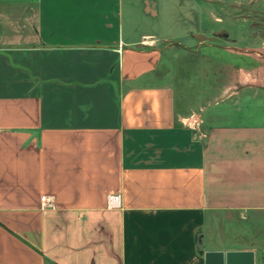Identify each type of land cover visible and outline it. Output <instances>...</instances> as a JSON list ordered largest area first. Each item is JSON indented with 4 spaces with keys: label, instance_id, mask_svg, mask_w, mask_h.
I'll return each instance as SVG.
<instances>
[{
    "label": "crops",
    "instance_id": "crops-1",
    "mask_svg": "<svg viewBox=\"0 0 264 264\" xmlns=\"http://www.w3.org/2000/svg\"><path fill=\"white\" fill-rule=\"evenodd\" d=\"M171 3L0 0V264H264V119L178 106L164 42L206 39Z\"/></svg>",
    "mask_w": 264,
    "mask_h": 264
},
{
    "label": "rangeland",
    "instance_id": "rangeland-1",
    "mask_svg": "<svg viewBox=\"0 0 264 264\" xmlns=\"http://www.w3.org/2000/svg\"><path fill=\"white\" fill-rule=\"evenodd\" d=\"M184 1L180 6L179 0H173L172 13L175 15L180 9L188 10L190 3H195L206 43L198 44L197 39L192 37L181 38L182 44L191 45L188 47L181 45L178 39L164 42L166 46H179L180 50L185 51L184 56H173L171 61L170 52H166H169L166 59L171 63L172 74L176 76L173 81L178 106L219 102L227 97L224 95L225 89L237 87L242 89L236 95L235 100L240 107L232 113L235 115L214 119L262 121L264 113L259 111L262 107L257 102H260V97L264 99V0ZM172 33H175L174 30L164 29L165 35ZM177 49L174 48V52ZM190 50L194 52L190 53ZM242 69L250 72L253 79L241 80ZM248 95L253 97L250 104L244 102ZM228 105L222 101L220 106L208 104L204 109L205 115L210 117L216 110L231 109ZM206 233V245L218 244L222 239L219 235L213 237Z\"/></svg>",
    "mask_w": 264,
    "mask_h": 264
},
{
    "label": "water",
    "instance_id": "water-1",
    "mask_svg": "<svg viewBox=\"0 0 264 264\" xmlns=\"http://www.w3.org/2000/svg\"><path fill=\"white\" fill-rule=\"evenodd\" d=\"M206 264H255L253 250L207 251Z\"/></svg>",
    "mask_w": 264,
    "mask_h": 264
},
{
    "label": "built area",
    "instance_id": "built-area-1",
    "mask_svg": "<svg viewBox=\"0 0 264 264\" xmlns=\"http://www.w3.org/2000/svg\"><path fill=\"white\" fill-rule=\"evenodd\" d=\"M110 205H119L120 203V195L119 194H110L108 197Z\"/></svg>",
    "mask_w": 264,
    "mask_h": 264
},
{
    "label": "bare ground",
    "instance_id": "bare-ground-1",
    "mask_svg": "<svg viewBox=\"0 0 264 264\" xmlns=\"http://www.w3.org/2000/svg\"><path fill=\"white\" fill-rule=\"evenodd\" d=\"M243 77L247 78L248 80H251V77L249 75L245 74V73H243ZM243 80H245V79H243Z\"/></svg>",
    "mask_w": 264,
    "mask_h": 264
}]
</instances>
